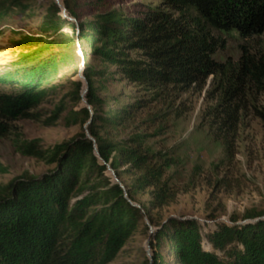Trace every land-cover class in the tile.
Masks as SVG:
<instances>
[{"label":"trees","instance_id":"16d2710c","mask_svg":"<svg viewBox=\"0 0 264 264\" xmlns=\"http://www.w3.org/2000/svg\"><path fill=\"white\" fill-rule=\"evenodd\" d=\"M64 4L79 26L63 16L56 2L45 19L44 34L24 37L28 52L0 73V84L15 89L0 94V137L11 136L18 120H38L36 109L48 98L51 83L66 70L81 71L84 59L92 110L82 106L84 83L76 81L77 106L63 121L66 126L80 124L82 132L69 144L46 152L38 141L15 140L22 154L58 167L42 176L19 177L0 191V264H107L145 216L155 225L152 211L177 197L178 191L166 179L170 161L145 148L143 136L118 144L100 136L99 121L115 126L118 119H134L150 101L137 100L120 117L103 113L105 101L95 86L103 72L90 64L91 55L154 95L170 86L203 87L209 77H220L223 94L213 117L227 142L242 111L248 110L242 99L249 90L264 91V47L259 56L244 48L237 65L219 63L214 57L223 45L213 34L236 31L244 40L264 36V0H162L163 7L142 15L113 10L91 22L80 21L73 0ZM250 109L264 123V111L255 105ZM90 121L89 131L102 158L121 181L123 167L135 177L131 185L122 181L129 198L136 202L138 194L151 190L152 199L143 209L134 207L107 175L96 144L85 131ZM262 218L264 214L249 215L245 222L261 220L244 223L233 217L230 222H216V229L205 234L196 219L155 225L152 264H165L162 249L180 264H264Z\"/></svg>","mask_w":264,"mask_h":264},{"label":"rangeland","instance_id":"374dc122","mask_svg":"<svg viewBox=\"0 0 264 264\" xmlns=\"http://www.w3.org/2000/svg\"><path fill=\"white\" fill-rule=\"evenodd\" d=\"M58 1L0 0V73L28 52L22 44L24 37L44 34L45 19ZM73 6L81 22H91L109 11L142 15L163 4L162 0H73ZM63 32L70 33L68 29ZM213 34L223 45L214 57L219 63L237 65L244 48L259 56L264 47V36L244 40L236 31ZM89 61L99 73L103 72L95 79L97 93L105 101L103 113L120 117L137 100L150 101L148 108L134 119H118L115 126L99 121L97 131L117 144L143 136L145 148L170 161L166 179L178 194L168 206L152 211L157 227L172 219H196L205 234L216 229V222H230L233 217L245 222L249 215L264 214V123L250 109L255 105L264 111V91L249 90L242 99L248 110L242 111L227 142L213 117V109L223 94L220 77H209L203 87L170 86L154 95L123 79L115 66L98 57L91 55ZM76 81H81L80 71L62 72L51 83L48 98L36 109L38 120H18L13 123L16 129L11 136L0 137V191L19 177L42 176L58 167L57 163L22 154L15 140L38 141L46 152L56 145L69 144L82 132L80 124L66 126L63 121L68 111L77 106L73 84ZM14 91L13 87L0 84V94ZM127 169H120L122 181L131 185L135 177ZM150 191L138 194L136 203L147 205L152 199ZM152 237L145 216L107 264H152L156 253ZM205 243L209 247L206 240ZM162 254L165 264H180L167 249H162Z\"/></svg>","mask_w":264,"mask_h":264},{"label":"water","instance_id":"95a60500","mask_svg":"<svg viewBox=\"0 0 264 264\" xmlns=\"http://www.w3.org/2000/svg\"><path fill=\"white\" fill-rule=\"evenodd\" d=\"M64 2H65V0H62V2H61V0H59V4H60V6H61V8H62V10H63V16H64L66 19H68L69 21H71V22H73V23H76L77 26H79V22H78V20H77L76 18H74L73 16L70 15V13H69L67 7L65 6ZM81 53H82V52H81ZM82 54H83V53H82ZM86 65H87V62H86V60L84 59L83 67H82V69H81V71H80V80L84 83V90H83V93H82V98H83L84 106H85V107H88L90 110H92V107H91V105L89 104V102H88V100H87V94H88V92H89V82L87 81V78H86L85 75H84V71H85V67H86ZM91 124H92V121H90V122L85 126V131H86L87 137H88L90 140H92V141L96 144V145H95V152H96V155H97V157L100 159L101 164H102L103 166H106V167H107V175H108L109 177H112V178H113V181H114L115 184H118V185H120V186L123 188V190L125 191V197L129 200V202H130L134 207H136V208H138V209H143L142 205H140V204H138V203H136V202H133V201L129 198V194H128V192H127V189H126L125 185L123 184V182H122V181L120 180V178L118 177V175H117L116 171L113 169L112 165H111L110 163L106 162V161L102 158V156H101V154H100V151H99V148H98V146H97V141H96V139L91 135V133H90V131H89V125H91ZM144 213H145V212H144ZM262 219H264V218H262ZM146 220H147L148 224L151 226V231H152V233L155 234V232H156L158 229H156L155 227H152L149 217L146 216ZM259 220H261V219L251 220V221H246V222H244V223H252V222L259 221ZM150 252H151V251H150Z\"/></svg>","mask_w":264,"mask_h":264},{"label":"bare ground","instance_id":"6f19581e","mask_svg":"<svg viewBox=\"0 0 264 264\" xmlns=\"http://www.w3.org/2000/svg\"><path fill=\"white\" fill-rule=\"evenodd\" d=\"M61 2H62V0H61Z\"/></svg>","mask_w":264,"mask_h":264}]
</instances>
